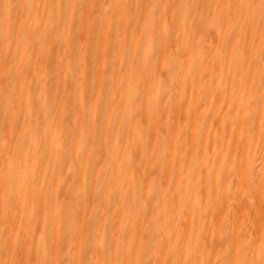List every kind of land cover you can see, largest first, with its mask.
Here are the masks:
<instances>
[{
    "label": "bare ground",
    "instance_id": "bare-ground-1",
    "mask_svg": "<svg viewBox=\"0 0 264 264\" xmlns=\"http://www.w3.org/2000/svg\"><path fill=\"white\" fill-rule=\"evenodd\" d=\"M0 29V264H264V0H0Z\"/></svg>",
    "mask_w": 264,
    "mask_h": 264
},
{
    "label": "rangeland",
    "instance_id": "rangeland-1",
    "mask_svg": "<svg viewBox=\"0 0 264 264\" xmlns=\"http://www.w3.org/2000/svg\"><path fill=\"white\" fill-rule=\"evenodd\" d=\"M64 17V12L62 14H60V18H63ZM0 33H1V29H0ZM71 53V48H69L67 51H66V55H69ZM5 61H10V55H7L6 58H5ZM92 64L90 63L89 67H91ZM70 84L69 83H66L63 88H62V92L64 94V96H66L68 94V92L70 91ZM88 101L84 98L83 99V109L86 111V109L88 108ZM151 109V108H149ZM75 113H76V107L73 105L71 107V110L70 112H68L66 115L63 114V115H60V118H59V122L60 123H63L64 125H68L69 123H71V121L73 120L74 116H75ZM106 116V111L105 110H101L99 112V115H98V118L99 119H104ZM49 118H46V122H49ZM123 124V123H122ZM146 137L145 136H141L140 138L137 139V142H143L145 141ZM98 140H94L90 147H91V150L93 152H97V149L99 148V144H98ZM70 153V152H69ZM70 154H68L69 156ZM102 162H104V159L101 157V156H97L96 158V161H95V164L96 165H101ZM89 180H90V176L88 175L87 179H86V183H89ZM65 200L66 202L68 201H71L72 199V192L70 190H64L63 192H60L58 193V196H57V200ZM94 219H90V221H88V225H92L93 224V221ZM146 254V253H145ZM144 253L141 254V257L143 255H145Z\"/></svg>",
    "mask_w": 264,
    "mask_h": 264
}]
</instances>
